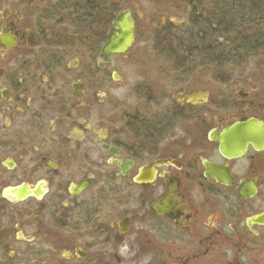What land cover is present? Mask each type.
I'll return each instance as SVG.
<instances>
[{"label": "flooded vegetation", "instance_id": "flooded-vegetation-1", "mask_svg": "<svg viewBox=\"0 0 264 264\" xmlns=\"http://www.w3.org/2000/svg\"><path fill=\"white\" fill-rule=\"evenodd\" d=\"M137 5L0 0V264H264V85L224 77L223 0Z\"/></svg>", "mask_w": 264, "mask_h": 264}, {"label": "trees", "instance_id": "trees-1", "mask_svg": "<svg viewBox=\"0 0 264 264\" xmlns=\"http://www.w3.org/2000/svg\"><path fill=\"white\" fill-rule=\"evenodd\" d=\"M223 21L229 46L225 59L242 67L264 52V29L257 30L264 24V0H223Z\"/></svg>", "mask_w": 264, "mask_h": 264}, {"label": "water", "instance_id": "water-1", "mask_svg": "<svg viewBox=\"0 0 264 264\" xmlns=\"http://www.w3.org/2000/svg\"><path fill=\"white\" fill-rule=\"evenodd\" d=\"M132 31L133 23L129 12L120 13L113 21L112 29L108 35V43L103 48L102 53L105 56L123 53L132 40ZM261 140H263L261 129L253 122H247L224 133L221 146L224 151H238L242 147L241 144L247 142L256 144Z\"/></svg>", "mask_w": 264, "mask_h": 264}, {"label": "rangeland", "instance_id": "rangeland-1", "mask_svg": "<svg viewBox=\"0 0 264 264\" xmlns=\"http://www.w3.org/2000/svg\"><path fill=\"white\" fill-rule=\"evenodd\" d=\"M138 2L139 5H137V9L134 8V11H137L138 13H141L144 15V18L142 16V19H145V17L148 15L149 12H151L152 8H160V13L162 12V9L165 7H167L168 5H171V0H135ZM155 9V10H156ZM161 14H159V17L157 18V26H154L153 28H159V23H161ZM168 17V15H167ZM164 17V18H167ZM166 21V19H163ZM261 24V26H260ZM258 24V28L257 30L261 33H263L262 31V27L264 29V24L263 22ZM264 34V33H263ZM264 37V35H262ZM225 49V47H224ZM263 57H264V52L261 53L260 55H257L252 61H247L246 63L247 66L244 64V66L242 65V67H239L237 72H234V69L226 66L224 67V77H234V78H239V81H242L243 83L245 82V84H247V76L248 77H253L255 78L257 81L256 85H264V61H263ZM122 71L120 70V73ZM124 74V73H122ZM261 85V86H262ZM244 87L246 90H248V86L244 85Z\"/></svg>", "mask_w": 264, "mask_h": 264}]
</instances>
